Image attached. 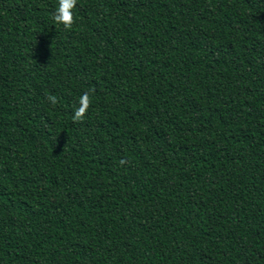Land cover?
Returning a JSON list of instances; mask_svg holds the SVG:
<instances>
[{
	"label": "trees",
	"instance_id": "16d2710c",
	"mask_svg": "<svg viewBox=\"0 0 264 264\" xmlns=\"http://www.w3.org/2000/svg\"><path fill=\"white\" fill-rule=\"evenodd\" d=\"M57 4L0 0V264H264V0Z\"/></svg>",
	"mask_w": 264,
	"mask_h": 264
},
{
	"label": "clouds",
	"instance_id": "9594fccd",
	"mask_svg": "<svg viewBox=\"0 0 264 264\" xmlns=\"http://www.w3.org/2000/svg\"><path fill=\"white\" fill-rule=\"evenodd\" d=\"M77 0H58L57 7L52 14V19L56 25H62L64 30H71L75 23L73 10L76 8ZM94 92V89L91 90ZM48 100L55 105L57 103V97L48 96ZM91 93L84 92L78 100V107L75 109L72 116L74 123L82 122L91 106ZM121 163H124L121 161Z\"/></svg>",
	"mask_w": 264,
	"mask_h": 264
}]
</instances>
